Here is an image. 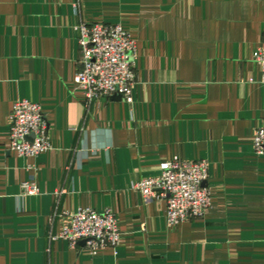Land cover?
Returning a JSON list of instances; mask_svg holds the SVG:
<instances>
[{"label": "crops", "instance_id": "obj_1", "mask_svg": "<svg viewBox=\"0 0 264 264\" xmlns=\"http://www.w3.org/2000/svg\"><path fill=\"white\" fill-rule=\"evenodd\" d=\"M80 22L115 23L136 42L130 105L87 106L74 87ZM264 0H0V264H264ZM44 111L51 148H9L12 104ZM174 156L205 159L211 205L167 226L163 199L133 183ZM29 167H32L29 169ZM33 179L37 195L20 197ZM111 209L116 247L54 238L64 212Z\"/></svg>", "mask_w": 264, "mask_h": 264}, {"label": "built area", "instance_id": "obj_2", "mask_svg": "<svg viewBox=\"0 0 264 264\" xmlns=\"http://www.w3.org/2000/svg\"><path fill=\"white\" fill-rule=\"evenodd\" d=\"M75 30L80 59L74 87L81 91L84 104L88 106L101 97L120 94L131 105L137 83L135 40L115 23L80 22ZM252 59L260 66V83L264 89V36ZM9 128V148L20 157H36L51 148L46 115L35 102L27 99L14 101ZM252 145L256 155H264V123L255 129ZM159 169L158 176L135 181L133 189L146 201L165 200V220L169 227L202 218L211 205L209 189L203 185L208 177L207 161H189L174 156L162 161ZM38 193L33 179L21 183L20 197ZM63 214L68 217L67 223L54 238L65 239L71 247L84 240L91 254L119 244L121 231L116 214L111 209L78 208Z\"/></svg>", "mask_w": 264, "mask_h": 264}, {"label": "water", "instance_id": "obj_3", "mask_svg": "<svg viewBox=\"0 0 264 264\" xmlns=\"http://www.w3.org/2000/svg\"><path fill=\"white\" fill-rule=\"evenodd\" d=\"M115 96H117V97L121 98L120 94H115ZM203 185H205V186H206V181L203 183ZM80 243H85V241H84V240H82Z\"/></svg>", "mask_w": 264, "mask_h": 264}]
</instances>
